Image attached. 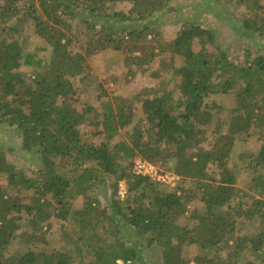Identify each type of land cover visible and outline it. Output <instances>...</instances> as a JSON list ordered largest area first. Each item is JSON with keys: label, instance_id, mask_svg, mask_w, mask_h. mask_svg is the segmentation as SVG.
<instances>
[{"label": "trees", "instance_id": "trees-1", "mask_svg": "<svg viewBox=\"0 0 264 264\" xmlns=\"http://www.w3.org/2000/svg\"><path fill=\"white\" fill-rule=\"evenodd\" d=\"M116 1L124 0H0V124L14 128L22 150L41 162L29 175L0 146V264H142L144 248L158 249L162 264H192L183 257L184 247L195 244L207 251L234 239L235 215L258 221L260 231L237 236L226 258L198 256L195 264H237L246 252L264 264V199L254 198L245 208L230 206L242 197L232 165L238 137L260 134L259 151L240 158L254 188L264 194V47L255 54L249 48L236 60L212 28L196 21H186L173 40L161 41L153 19L168 0H129V10L111 12ZM241 3L250 12L234 30L260 44L255 40L264 38L262 0ZM113 18L142 27L120 31ZM70 19L86 23L92 33L96 44L87 54L73 51L70 33L78 26ZM27 22L52 47L50 53L39 58L27 50L22 35ZM98 24L97 35L92 31ZM149 34L157 45L142 42ZM106 49L122 51L136 65L132 75L160 58L162 69L153 77L163 78L161 73L173 66L179 81L170 89L147 87L133 98L110 99L99 90V105L80 101L72 78L85 80L88 54ZM24 65L32 71L25 72ZM234 92L229 121L215 124L223 107L211 96ZM136 102L144 117L135 114ZM208 126H214L213 139L204 148ZM122 131V139L112 143ZM138 158L169 166L184 183L170 188L136 174ZM29 191L31 200L24 202L20 194ZM103 194L110 202L106 206ZM79 197L82 205L74 208ZM189 211L194 226L180 223ZM24 212L32 232L22 229ZM54 218L70 221L71 230L63 224V245L50 249L44 225L52 228ZM123 228L140 241H130ZM18 237L33 248L8 254Z\"/></svg>", "mask_w": 264, "mask_h": 264}, {"label": "rangeland", "instance_id": "rangeland-1", "mask_svg": "<svg viewBox=\"0 0 264 264\" xmlns=\"http://www.w3.org/2000/svg\"><path fill=\"white\" fill-rule=\"evenodd\" d=\"M209 1L215 5H212L213 7L211 5V7L208 6L207 3L209 4ZM262 4L264 5V0H262ZM131 6L132 3L129 0L116 1L111 6V12L127 11ZM249 12L250 10L245 6V4L241 3V0H217V2H214L213 0H168V7L166 10L154 17L153 30L160 32L161 35L158 38H160L161 41H171L186 21L199 22L204 27L212 28L217 33L218 43L228 51H231L232 56H235L236 60H239L240 58L245 57V50L251 48L255 54L258 48L264 47V38L257 37L255 41L260 42V44L257 43L254 45L255 43L253 39L240 37L234 30L233 25H241L240 23L242 18L249 14ZM111 21L115 22L116 29L120 31L126 28L131 29L135 27H142V24H137L129 20H119V18H113ZM70 23L75 26V29L78 26L76 30L71 31L70 33V37L72 38L74 44L72 46L73 51L87 54L89 47H94L96 44L92 40V33L89 31L88 25L82 22L78 23L73 19H70ZM99 29L100 25L98 24L96 30H93L92 32L98 35ZM22 35L24 37L27 50H30L39 58L40 56H44L45 53L51 52L52 47L47 44L42 37L34 32L33 26L28 24V22L26 23L25 29L23 28ZM126 40L130 41V38H127ZM145 41L148 43L151 41L150 46L157 45V41L153 34L147 35L142 42L144 43ZM136 54L138 55L139 53ZM176 60V64H180V58H177ZM87 64L89 68L86 71V79L83 80L81 77H75L72 78V80L79 87V100H91L97 105L101 103V100L97 97V91L99 90L105 91L109 95L110 99L119 95L133 98L147 87L156 86L170 89L173 88L179 81V77L176 74L174 75L175 68H173V66L168 67L169 72L163 71L161 73L164 76L163 78L159 79L153 77L152 72L162 69L160 58H155L147 71L141 72V70H137L138 73L136 75H132L130 73V69L136 70V65L130 64L122 51H116L113 49H106L91 55L88 54ZM22 69L27 73L32 71L31 67L26 65H24ZM235 95L236 94L234 92L228 95L217 94L211 96L212 99L217 101L223 107V113L216 116L214 121L215 124H224L229 121L230 109H232L236 100ZM140 105L141 104L139 102H136L135 114L138 117L143 116ZM88 128L89 127H86L85 129ZM213 128L214 126H208L207 141L202 144L204 148L210 147V142L213 139ZM223 128L227 127L225 126ZM90 130H94V128H90ZM123 135L124 131H122V135H117L115 139H113L112 143L122 139ZM259 137L260 134L255 133L252 136H241L236 139L232 165L237 176L236 185L239 187L242 197L239 198L236 196L230 203V206L232 207L239 208L242 206L245 208L251 204L254 198L260 197L264 199V194L259 193L254 188V182L251 175L247 171L245 163L240 158L242 153H256L259 151L262 144ZM0 146L7 153L8 159L29 175L38 165H41L40 161H36L38 158L37 155L22 150L21 138L17 135L14 128L6 124H0ZM158 167L171 171L169 166L158 165ZM183 183V178L180 176L179 179L175 180L172 184H168V186H170V188H174L178 184ZM2 184H6V179H2ZM121 184L122 187L127 189V183L125 180H122ZM188 184L190 183L188 182L186 185ZM103 189L104 187H100V192H103ZM107 193L109 194V192ZM103 195L104 197L101 195L103 205H108L110 203L109 200H107L108 197L105 194ZM20 196L24 202H29L31 200L32 191L23 192ZM82 201V198L79 197L73 202L72 206L74 208H78L82 205ZM196 207L197 206L193 205L190 210H194ZM201 207L202 204H199L198 208ZM191 213L192 212L189 211L187 216L182 217L180 219V223L194 226L196 224V220L188 217ZM24 217L25 219L22 221V229L32 232L34 229L27 223L30 215L24 212ZM234 218L237 222L234 239L224 241L215 248L207 251H204L200 245L193 244L186 246L183 249L184 259L192 264H195L196 257L198 256L208 255V257L220 256L222 258H226L227 255L235 249L233 241H235L237 236H252L256 235L260 231V223L258 221H249L244 216L237 215H235ZM63 224L71 230V227L69 226L70 221L60 220L58 218L52 219V228L47 229L45 227L46 224L44 225V230L47 231L48 239L51 241L48 245L50 249L59 248L63 245V241L61 239ZM122 230L123 235H126L130 241H140L139 237L135 235L132 229L123 228ZM25 248H33V245L26 243L25 237H18L17 240L13 241L10 245L8 254L18 253L20 249L24 250ZM143 256L145 261L142 264H162L161 254L158 249L144 248ZM249 262L259 264L260 257L254 256L250 254V252H246L245 254L242 253L237 260V264H249ZM120 264L126 263L120 261Z\"/></svg>", "mask_w": 264, "mask_h": 264}, {"label": "built area", "instance_id": "built-area-1", "mask_svg": "<svg viewBox=\"0 0 264 264\" xmlns=\"http://www.w3.org/2000/svg\"><path fill=\"white\" fill-rule=\"evenodd\" d=\"M133 171L136 174L149 175L150 177L154 178L156 181L165 184H172L175 182V180L179 179V176L174 172L161 169L155 163L142 158H138L135 161ZM119 192L122 196H124L126 193V189L122 187L121 183H120Z\"/></svg>", "mask_w": 264, "mask_h": 264}]
</instances>
